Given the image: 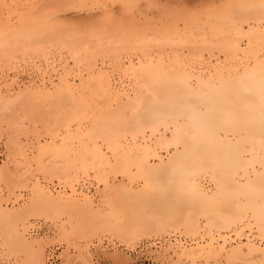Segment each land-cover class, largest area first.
Wrapping results in <instances>:
<instances>
[{
	"label": "bare ground",
	"instance_id": "obj_1",
	"mask_svg": "<svg viewBox=\"0 0 264 264\" xmlns=\"http://www.w3.org/2000/svg\"><path fill=\"white\" fill-rule=\"evenodd\" d=\"M57 1L69 6L95 0H0V59L46 56L57 47L71 53L74 66L83 56L86 67L70 77L73 64L64 61L58 77L43 72L40 82L24 86L36 99L52 98H33V104L53 100L64 108L62 121L43 123L54 128L43 127L50 137L44 142L41 128L24 129L28 114L8 115L21 104L17 98L31 92L0 91V139L7 150L0 159L1 246H28L31 260L23 264H46V238L25 237L33 216L60 222L54 229L58 243L100 233L132 242L172 231L174 241L168 237L150 250L169 257L167 263L264 264V0L189 9L181 29L173 25L176 11L167 12L165 22L156 17V25L155 19L136 23L141 16L123 20L112 6L96 21L91 8L89 20L96 22L88 20L84 31L50 19ZM121 1L131 7L136 0ZM122 51L128 56L116 76L104 61ZM205 52L219 60L202 62ZM97 53L104 57L98 65ZM27 58L31 63L33 57ZM28 133L38 135L30 148L22 142ZM67 251L61 252L65 263L77 262L79 252L73 259Z\"/></svg>",
	"mask_w": 264,
	"mask_h": 264
},
{
	"label": "rangeland",
	"instance_id": "obj_2",
	"mask_svg": "<svg viewBox=\"0 0 264 264\" xmlns=\"http://www.w3.org/2000/svg\"><path fill=\"white\" fill-rule=\"evenodd\" d=\"M97 1H98V3L99 4H97ZM112 0H95L94 2H91V3H89V1H86V2H82V3H80L79 2V4H77V5H75V4H73L72 5V3L71 4H69V6H68V4L67 3H64V2H62V1H57V2H55V4L54 5H51V10L49 11L50 12V19L51 20H53V21H60L59 23H65V24H68V25H66V26H71L72 28H76V29H78L79 27H80V31L81 30H85V28L87 27H89V26H87L86 24H88L87 22H88V20H89V13L90 12H92V11H96L95 13L94 12H92L91 14L92 15H90L92 18H94L96 21L98 20V18H95V17H98L99 16V18L101 17L100 15H102L103 13H104V10L105 11H108V10H110V9H112V10H114L113 11V13L114 14H117V17L118 16H121V18L123 19V20H126V19H129V20H131V18H139L140 16H141V18H139V22H136V23H143V22H145V21H149V20H151V22L153 23L154 22V19H155V24L156 25H160V21L159 20H157V19H161V21H164L165 22V18H162L163 16L164 17H166L167 16V12H168V15H170V14H173V12L175 13V11L177 12L175 15L177 16V17H175V15L173 16V17H175V18H173V20H176V21H174L173 23H176V24H173L174 26H176V28H178V29H181V28H183V26H184V19H183V16L184 15H186V14H188V13H192V11L190 10L189 12H187L189 9H196V11L198 12L199 10H208V8H210V7H212L213 5H216L217 3L218 4H221V3H223L222 1L223 0H136L134 3L133 2H131V3H133V4H131V5H134V6H131L130 7V5L129 4H124L121 0H120V2H116V1H118V0H114V1H112ZM96 2V3H95ZM117 3V4H115V3ZM120 5H119V4ZM90 4H94V5H90ZM169 4V6H167ZM209 4H210V6H209ZM218 4L216 5V6H218ZM79 5V6H78ZM80 5H85L84 7H86V5H89V6H91V7H87V8H84V7H80ZM96 5H98V7H99V9L100 10H98V8L96 9ZM116 6V7H114V6ZM122 5H123V7H122ZM205 5V6H204ZM72 6H74V7H72ZM78 6V7H77ZM109 6H112V8H108ZM166 6V7H165ZM172 6V7H171ZM184 6V7H183ZM200 6V7H199ZM205 7V9H204V7ZM216 6H214V7H212V8H215ZM106 7H107V9H106ZM189 7V8H188ZM206 7H208L207 9H206ZM91 8H92V11H90L91 10ZM102 8V9H101ZM114 8V9H113ZM125 8L126 9H128V10H125ZM178 8V9H177ZM186 9L187 8V10H184V9ZM198 8H200L199 10H198ZM203 8V9H202ZM212 8H210V9H212ZM88 9V10H87ZM90 9V10H89ZM165 9H167L166 11H163V10H165ZM169 9V10H168ZM180 9H182V10H180ZM87 10V11H86ZM100 11H103V13L102 12H100V14H99V12ZM161 10V11H160ZM88 11H90V12H88ZM121 11V12H120ZM170 11V12H169ZM196 11L195 12H193V13H196ZM88 12V13H87ZM164 12V13H163ZM181 12V13H180ZM183 12V13H182ZM123 13V14H122ZM144 13H146V14H144ZM161 13H162V16H161ZM185 13V14H184ZM198 13H200V12H198ZM183 14V15H182ZM93 15H94V17H93ZM124 17H126V19L125 18H123V16ZM134 15V16H133ZM145 15H147V16H145ZM91 17H90V20H89V22L92 20V24L94 23V19H91ZM151 17V18H150ZM156 17H157V19H156ZM182 19H181V18ZM55 18V19H54ZM143 18V19H142ZM145 18L146 19H148V20H145ZM150 18V19H149ZM129 20L126 22V23H128L129 22ZM135 20V19H134ZM134 20H132V22L134 21ZM136 20V21H137ZM178 20V21H177ZM56 21V22H57ZM95 21V22H96ZM142 21V22H141ZM178 22V23H177ZM179 22H181V23H179ZM91 23V22H90ZM89 23V24H90ZM134 23H135V21H134ZM146 23V22H145ZM72 24V25H71ZM85 24V26L83 27V25ZM161 24H163V23H161ZM180 24V25H179ZM183 24V25H182ZM74 25V26H73ZM77 26V27H76ZM177 26H180V27H177ZM90 27H91V24H90ZM86 28V29H87ZM92 28H94V27H92ZM99 28H100V26H99ZM98 28V29H99ZM98 29H96V30H98ZM50 47H48V49H49ZM56 48V50H54V47H53V49L51 50V48L48 50V51H52L51 52V54H50V52H48L47 53V55L46 56H43V55H40V54H36L35 55V53L33 54H31V55H33V56H29L30 54H26V56L24 57L23 55H25V54H21V53H16V54H14L15 55V58H12V60H10V58H8V59H6V61H4L3 59H5V58H2V59H0V82L1 81H3V82H1L0 83V91L2 90V91H4V93H5V91H6V93L7 94H9V93H11V90L13 91L12 92V94H16L17 92V90H21V88L22 89H24V90H26V92L28 93V92H31V93H29V94H31V97H29L28 95H26V94H23L22 95V97H20V100L17 98V100H19V101H17L16 100V102H21V104L19 103V106L17 105L16 106V104H15V107H13L12 108V111H9L8 113V115H10L11 116V112H13V111H15V112H13L12 113V115H15L17 112H18V114L17 115H15V116H13V117H15L16 118V116H25V115H27L28 114V116H30V117H33L34 118V120H32L33 122H35L36 123V125L35 124H33V122L32 121H30V119L28 118V116H25V124H24V129H28L29 130V132L30 131H34V128L33 129H31L32 127H38V128H35V130H39V128H41L42 129V131H41V129H40V133L38 132V135H42L43 133H45V135L47 134V130H53L54 128H52V126H50L51 124H53L54 122H52V121H54V120H56V118L57 117H60L59 119H61L60 121H62V119L63 118H61V117H63V116H65V111H64V108H59L58 106H60V105H57V107H56V102L54 103L53 102V100H52V104H53V106H52V104H50V105H48V103L45 105L44 103H42V104H39V105H37V104H35V103H37V102H35L34 100H33V98H34V96H33V94H32V89H29V88H27V87H24L25 85H27V84H30V83H38V82H40L42 79L40 78L41 76H39V75H42L43 74V72H45L46 73V75H47V73H48V75H54L53 76V78H55V77H58V75H59V72L61 73L62 71H63V68H64V66L62 65V64H64V61H66V62H68V63H66V64H68V65H71V64H73L74 63V61L71 59V53L70 54H68L69 52H67L68 50H65V49H63V51H61L62 49H60V53L58 52L59 51V49L57 48V47H55ZM53 50H54V52H53ZM65 50V51H64ZM67 53V54H66ZM123 53V54H122ZM126 52H124V51H122V52H120L119 53V55H117L116 57L115 56H113L112 54V56L110 55V57L108 56V54H107V58L105 57V61H104V57H101L102 56V53H97V55H95V56H99V58H96L95 57V62L97 63V65L98 64H101V62L102 61H104L105 62V64L108 66V65H111V67L110 66H108V68L109 69H111V71L113 72V73H115V75L116 76H118V75H120V76H122V70H120V68H121V64L123 63V62H125V60L127 59V56H128V53H126ZM54 54V55H53ZM55 54L57 55V56H55ZM63 54H65V55H63ZM101 56H100V55ZM23 57H22V56ZM38 55V56H37ZM59 55V56H58ZM63 55V57H61ZM126 55V56H125ZM208 54L205 52L203 55H202V58H201V56H200V58L202 59V60H204V61H202V62H206V63H208V64H212L211 62L213 61L214 63L217 61V60H219L217 57H216V54H214V58H213V54H212V56H207ZM16 56H17V59H16ZM37 56V57H36ZM68 56V57H67ZM105 56V55H104ZM124 56V57H123ZM14 57V56H13ZM18 57H20V58H22V59H20V58H18ZM27 57H30L29 58V60L30 59H32V57H33V59H32V61L30 60V62L31 63H29L27 60H28V58ZM39 57V58H38ZM42 57V58H41ZM54 57H58L57 59H55ZM64 57H65V59H64ZM113 57V58H112ZM119 57H120V59H119ZM122 57H123V60H122ZM209 57H211L210 59H208ZM51 58V59H50ZM69 58V59H68ZM100 58H102L103 60L101 61V59ZM110 58V59H109ZM114 58H116V59H114ZM126 58V59H125ZM195 58V57H194ZM193 58V61H195V62H197V58L196 59H194ZM216 58V59H215ZM36 59H37V61H36ZM40 59V60H39ZM61 60V62L59 61V60ZM64 59V60H63ZM66 59H68V60H66ZM83 59V56H82V58H81V60H80V62H79V65H75L74 66V64H73V73L71 74V76L70 77H76V76H74V74L79 70V68L81 67V69L82 70H84V71H82L81 69L79 70L80 72H82V73H85V71H86V67L84 66V65H82V62L84 61V60H82ZM111 59H112V61H111ZM35 60V61H34ZM43 60V61H42ZM47 60H49V61H47ZM58 60V61H57ZM69 60H71V61H69ZM99 60V61H98ZM115 60V61H114ZM192 60V59H191ZM210 60V61H209ZM7 61H9V62H7ZM55 61H57V62H55ZM101 61V62H100ZM115 62V64H113L114 62ZM209 61V62H208ZM33 62H36L35 64L33 63ZM43 62H45V63H43ZM46 62H48V64H49V66H46L47 64H46ZM70 62V63H69ZM107 62H109V64L107 63ZM112 62V63H111ZM117 62V63H116ZM120 62V63H119ZM60 63V64H59ZM83 63H85V62H83ZM43 64V65H42ZM65 64V66H67ZM118 64V65H117ZM120 64V65H119ZM32 65V66H31ZM36 65H37V68H39V70H37V68H36ZM39 65V66H38ZM60 65V66H59ZM114 65L116 66V67H114ZM53 66V67H52ZM54 66H56V67H54ZM52 67V68H51ZM34 68H36V70L34 69ZM49 68V69H48ZM54 68V69H53ZM85 68V69H84ZM52 69V70H51ZM59 69V70H58ZM75 69V70H74ZM113 69V70H112ZM47 72H46V71ZM56 70L58 71V72H56ZM116 70H117V72H116ZM53 71V72H52ZM74 71H76V72H74ZM78 71V72H79ZM41 72V73H40ZM50 72H51V74H50ZM38 73V74H37ZM44 73V74H45ZM56 73H57V75H56ZM119 73V74H118ZM14 74V75H13ZM118 74V75H117ZM6 75V76H5ZM5 76V77H4ZM19 76V77H18ZM35 76V77H34ZM36 76H38L39 78L37 79V77ZM3 77V78H2ZM5 78V79H4ZM8 80H7V79ZM12 78V79H11ZM17 78V79H16ZM31 78H33V79H31ZM14 79H15V81H14ZM20 79V80H19ZM11 80H13V83L11 82ZM19 80V81H18ZM39 80V81H38ZM9 82H11V83H9ZM6 85V86H2V85ZM16 84H18L19 85V87L18 86H16ZM21 84V85H20ZM24 84V85H23ZM7 85L9 86V89H8V87H7ZM6 87H7V89H6ZM13 87V88H12ZM4 88V89H3ZM20 88V89H19ZM15 90V91H14ZM24 90H23V92H24ZM31 90V91H30ZM1 91V92H2ZM8 91V92H7ZM10 91V92H9ZM26 92H24V93H26ZM29 97V98H28ZM37 97V96H36ZM36 97L34 98V99H36ZM44 98L42 99L41 97H39V98H41V99H39V98H37L38 99V101H42V100H44V102H51V99L52 98H48L47 97V101L45 100L46 99V97L45 96H43ZM30 99H31V101H30ZM36 99V100H37ZM26 100V102L27 103H25L24 101ZM33 100V101H32ZM33 102H35L34 104H33ZM17 103V104H18ZM25 103V104H24ZM32 103V104H31ZM38 103H40V102H38ZM44 105V106H43ZM55 105V106H54ZM20 106H23L24 107V109H20V108H22V107H20ZM50 106V107H49ZM53 107V109H52V107ZM48 107V108H47ZM57 108V109H55V108ZM19 109V110H16V109ZM51 108V109H50ZM55 109V110H54ZM22 110H27L28 111V113H27V111H25L24 113L23 112H21ZM61 112H63L62 114H61ZM20 113H21V115H20ZM24 114V115H23ZM53 114H55V118L54 119H52V115ZM60 114V115H59ZM58 115V116H57ZM12 117V116H11ZM15 118H13V119H15ZM33 118H31V119H33ZM50 118H51V121H49L50 120ZM36 119V120H35ZM28 121H30L29 123H28ZM37 121V122H36ZM46 122H50L51 124H49V125H44L43 123H46ZM40 123V124H39ZM47 123V124H48ZM58 123V121H55V123L53 124V125H55V124H57ZM32 124H33V126H32ZM29 125V126H28ZM39 125V126H38ZM41 125H43V126H41ZM46 127L45 129H47V130H45L43 127ZM47 126H50L51 128H47ZM53 127H55V126H53ZM27 131V130H26ZM28 132V131H27ZM26 132V133H27ZM31 132V133H32ZM42 132V133H41ZM31 133H28L30 136H26V135H28V134H24V135H22V142H24V144H25V147H27V148H30L31 146H32V144L34 145L36 142V137L38 136V135H34V136H32V134ZM34 133V132H33ZM42 135L41 137L42 138H40V139H42L43 140V142L46 140H49L50 139V137L48 136V135ZM26 136V137H25ZM23 137H25V138H23ZM32 137H34V138H32ZM48 139H47V138ZM27 138V139H26ZM1 141H0V159L2 158V159H5L6 158V152H7V150H5L6 149V147H5V142H4V140L5 139H0ZM27 140V141H26ZM26 141V142H25ZM27 142H29V144H27ZM33 142V143H32ZM35 142V143H34ZM27 144V145H26ZM4 154V155H3ZM2 156H4V157H2ZM42 179V178H41ZM205 179V181H207V178H204ZM90 181V184H93L94 185V178H91L90 180H88V182ZM93 181V182H92ZM59 182V181H58ZM57 182V180H54V183H57V184H55L56 186L58 185H62L61 183H58ZM20 202V203H19ZM13 204H14V207L16 206V207H19V206H22L21 205V201H15V202H13ZM12 204V201H10V204H9V206H11V205H13ZM12 208H13V206H12ZM31 219V220H30ZM29 220H28V223L27 224H33V228H32V226H30V225H28V227H27V229L28 230H26L25 232V237L27 238L26 240L27 241H30V240H32V239H35V240H38V239H40V237H41V240H42V238H46V240L44 241V239H43V241H44V243H45V245L43 246L44 247V255H46V259H47V251L50 249V248H54V247H56V246H58V248H57V255H58V257L60 258V263L59 264H66L65 263V261H66V259L64 258L65 256L63 255V256H61V254H63V253H61L64 249L65 250H67L68 249V251H67V253L69 252V254L71 255V257L73 258V259H75L76 258V256H74V255H77V254H75V253H77V252H79L78 253V255H80V258L78 257V258H76L74 261H77V262H72V264H81V262H82V257H84L85 256V260H86V263H84V264H90L91 262H92V264H170L171 262H168L167 263V261H172V260H170L169 259V257H167V256H162V255H160V254H158V253H153L152 254V252H150V250L152 251L154 248H156V245H159V244H162L163 242H165L166 240H168V237H169V240L171 241V240H173L174 241V238H176L177 236H176V234H174L172 231H170V233L168 232V231H165V233H161L160 235H156V233L153 231V232H150V233H148V235L147 234H144V237H140V238H134V240L133 239H130V240H132V242L134 243V241H136L134 244L131 242V241H129L128 242V240L126 241L125 239H123L122 237H120V236H113V235H111V234H105L104 233V235L102 234V233H100L98 236H93V237H90L89 239H88V237L86 238V237H79V238H74V237H72V241H63L62 243L61 242H59L58 243V241L59 240H57L58 238H57V235H56V232H57V230H54V229H57L58 228V225H59V223L58 222H56V224H54V221H51V220H47L46 218H39V217H31ZM31 222V223H30ZM56 226V227H55ZM36 229V230H35ZM53 232V233H52ZM32 233V234H31ZM150 234H154V235H151L150 236ZM166 234V235H165ZM172 234V235H171ZM32 235V236H31ZM55 235V236H54ZM30 236V237H29ZM52 236H53V238H52ZM1 238V237H0ZM51 238L52 240H49V239ZM55 238V239H54ZM71 238V237H70ZM73 238L74 239H76L75 241H73ZM81 238V239H80ZM83 238H86V239H83ZM98 238H99V240H98ZM180 238V237H179ZM182 238L183 239H189V237L188 236H182ZM81 241H80V240ZM83 239V240H82ZM136 239V240H135ZM163 239V240H162ZM166 239V240H165ZM54 240V241H53ZM57 240V241H56ZM88 240V241H87ZM168 240V241H169ZM49 241V242H48ZM53 241V242H52ZM78 241V242H77ZM158 241V242H157ZM161 241V242H160ZM0 242H2V240L0 239ZM50 242H52V243H50ZM69 242V243H68ZM83 242V243H82ZM157 242V243H156ZM58 243V244H57ZM97 243V244H96ZM133 245H132V244ZM16 244H18V243H14L13 245H16ZM70 244V245H69ZM137 244H140V247H136L137 246ZM153 244V245H152ZM156 244V245H155ZM74 245V246H73ZM75 245H76V247H75ZM80 245V247H77V246H79ZM132 245V246H131ZM155 245V246H154ZM18 246H22V247H17V246H15L14 247V249H12L11 251H8L7 249H4L2 246H1V244H0V255H2V256H6L5 258L4 257H2V261H0V264H23V263H26L28 260H31V259H29V256H28V250L26 251L25 249H24V247L26 248V249H28L29 248V252H30V247H28V246H23V245H21V244H18ZM34 246H37V245H34ZM83 246V247H82ZM87 246H88V248H90V249H88L87 248ZM105 246V247H104ZM2 247V248H1ZM12 247V246H11ZM11 247L9 248V249H11ZM2 249V250H1ZM81 249H84L83 251L81 250ZM85 249H87V250H85ZM3 250H6V252L5 251H3ZM115 250V251H114ZM120 250V251H119ZM3 253H2V252ZM96 251H98V252H96ZM90 254H89V253ZM103 252V253H102ZM115 253V254H110V253ZM6 255H5V254ZM118 253H119V255H118ZM83 254V255H82ZM88 254H89V256H88ZM156 254V255H155ZM91 255V256H90ZM111 255H114V257H117V259H115L113 256H111ZM118 255V256H117ZM160 255V256H159ZM162 256V257H161ZM1 257V256H0ZM68 257H70L69 255H68ZM113 257V258H112ZM166 257H167V259H169V260H167L166 259ZM30 258H31V254H30ZM71 260V259H70ZM80 260H81V262H80ZM71 261H73V260H71ZM71 261H69V262H71ZM79 261V262H78ZM199 261V260H198ZM30 262V261H29ZM69 262L67 263V264H69ZM90 262V263H89ZM29 264V263H28ZM30 264H32V263H30ZM46 264H47V260H46ZM82 264H83V262H82ZM172 264H182V262H179V263H173L172 262ZM188 264V263H187ZM196 264H208V263H205V262H196ZM209 264H213L212 262H209Z\"/></svg>",
	"mask_w": 264,
	"mask_h": 264
},
{
	"label": "built area",
	"instance_id": "obj_3",
	"mask_svg": "<svg viewBox=\"0 0 264 264\" xmlns=\"http://www.w3.org/2000/svg\"><path fill=\"white\" fill-rule=\"evenodd\" d=\"M36 230V229H35ZM137 248L140 247V244H137ZM57 248L58 246L54 248H50L47 251V264H59L60 263V258L57 255Z\"/></svg>",
	"mask_w": 264,
	"mask_h": 264
}]
</instances>
